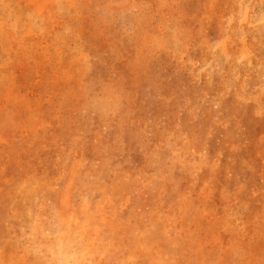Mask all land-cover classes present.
Masks as SVG:
<instances>
[{
    "label": "rangeland",
    "instance_id": "rangeland-1",
    "mask_svg": "<svg viewBox=\"0 0 264 264\" xmlns=\"http://www.w3.org/2000/svg\"><path fill=\"white\" fill-rule=\"evenodd\" d=\"M0 264H264V0H0Z\"/></svg>",
    "mask_w": 264,
    "mask_h": 264
},
{
    "label": "bare ground",
    "instance_id": "bare-ground-1",
    "mask_svg": "<svg viewBox=\"0 0 264 264\" xmlns=\"http://www.w3.org/2000/svg\"><path fill=\"white\" fill-rule=\"evenodd\" d=\"M36 238V237H35Z\"/></svg>",
    "mask_w": 264,
    "mask_h": 264
}]
</instances>
